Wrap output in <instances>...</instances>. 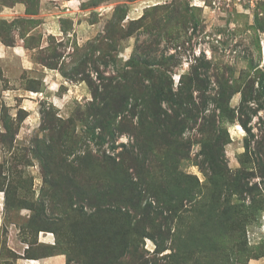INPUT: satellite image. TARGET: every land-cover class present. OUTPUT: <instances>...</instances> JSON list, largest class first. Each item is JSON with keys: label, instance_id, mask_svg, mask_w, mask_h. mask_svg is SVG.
<instances>
[{"label": "rangeland", "instance_id": "374dc122", "mask_svg": "<svg viewBox=\"0 0 264 264\" xmlns=\"http://www.w3.org/2000/svg\"><path fill=\"white\" fill-rule=\"evenodd\" d=\"M55 254L264 264V0H0V264Z\"/></svg>", "mask_w": 264, "mask_h": 264}, {"label": "crops", "instance_id": "0c3cea01", "mask_svg": "<svg viewBox=\"0 0 264 264\" xmlns=\"http://www.w3.org/2000/svg\"><path fill=\"white\" fill-rule=\"evenodd\" d=\"M46 239H50V237L48 236L46 237ZM28 260L30 261V264H65L66 263V257L63 254H55L41 258H31Z\"/></svg>", "mask_w": 264, "mask_h": 264}]
</instances>
